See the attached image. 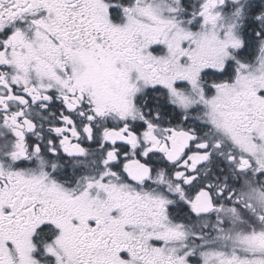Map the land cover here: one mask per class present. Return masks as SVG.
<instances>
[{"label":"snow or ice","instance_id":"snow-or-ice-1","mask_svg":"<svg viewBox=\"0 0 264 264\" xmlns=\"http://www.w3.org/2000/svg\"><path fill=\"white\" fill-rule=\"evenodd\" d=\"M0 264H264V0H0Z\"/></svg>","mask_w":264,"mask_h":264}]
</instances>
